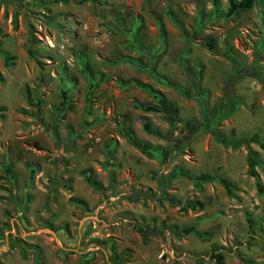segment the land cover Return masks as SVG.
I'll list each match as a JSON object with an SVG mask.
<instances>
[{
    "label": "rangeland",
    "instance_id": "rangeland-1",
    "mask_svg": "<svg viewBox=\"0 0 264 264\" xmlns=\"http://www.w3.org/2000/svg\"><path fill=\"white\" fill-rule=\"evenodd\" d=\"M226 7L0 0V264H264V149L249 143L254 177L243 145L204 129L224 114L223 137L264 142V0ZM243 65L263 82L242 76L225 99L223 78ZM155 93L177 108L176 127L143 109ZM203 174L229 191L191 179ZM144 224L165 238L141 242Z\"/></svg>",
    "mask_w": 264,
    "mask_h": 264
},
{
    "label": "trees",
    "instance_id": "trees-1",
    "mask_svg": "<svg viewBox=\"0 0 264 264\" xmlns=\"http://www.w3.org/2000/svg\"><path fill=\"white\" fill-rule=\"evenodd\" d=\"M76 3H82L84 1L88 0H73ZM253 0H227V7H226V15H231L235 11H245L247 10L252 3ZM211 47V46H209ZM185 74L188 77L189 81L192 83V87L195 91V94L197 96L198 101L201 103L202 98L199 95V90L197 88V85L195 84L194 76L191 75V73L185 69ZM242 76H257L256 72L249 69L247 65H243L236 69L235 71L229 73L226 75L222 80L221 90H222V96L225 99H228L230 97V88L231 86ZM258 79L263 82V80L260 79L259 76H257ZM264 87V83L262 84ZM61 101L58 106V110H61V108L64 106L65 103V92H61ZM155 103L153 104H146L143 109L148 111H154V112H161L165 115L167 118L168 123L176 127L177 123L180 122L177 108L170 102H168L163 96H161L159 93L154 94ZM30 103V102H29ZM37 109V108H36ZM224 114L216 113L213 117V121L211 124H209L207 127H204L205 131L209 132L213 138L214 141L221 144L225 147H237L240 145H243L247 150L246 155V163L248 168V173L254 177H256V172L254 171L255 165L258 163L257 159V152L250 149L249 143L256 144L259 148L264 149V142L260 140L259 136L256 133H252L250 135H236L231 138H225L221 135L219 130L216 127V123L218 119L221 117L223 118ZM38 116V115H37ZM40 119V118H39ZM142 129L147 133H152L154 135H158L161 137H165V135L160 132L156 128H151L148 124V122L144 121L142 123ZM145 148H149L147 144H143ZM193 181L194 180H213L216 179L220 182V184L224 187L226 191H229V184L228 182L216 175H209V174H203V175H196L192 176ZM257 179V178H256ZM89 182V181H88ZM54 183L60 184V178L55 175ZM94 186H96L94 183L90 182ZM256 185L259 186V181L257 179ZM128 197L131 199H142V198H148V199H158L157 197H154L150 194L149 191L142 190L141 188H130L128 191ZM192 226L183 227L181 230H176L174 228H170L169 231L172 233V235L179 237L184 233H188L192 231ZM136 231L138 232L140 236V240L143 243H146L149 239V237H155L164 239L165 238V230L161 228H157L150 224H144L142 226H135ZM195 264H199L196 262Z\"/></svg>",
    "mask_w": 264,
    "mask_h": 264
}]
</instances>
